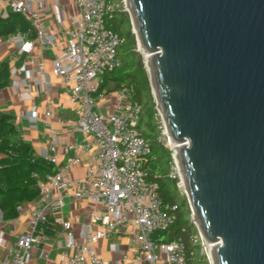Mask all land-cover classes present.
<instances>
[{
	"label": "built area",
	"instance_id": "obj_1",
	"mask_svg": "<svg viewBox=\"0 0 264 264\" xmlns=\"http://www.w3.org/2000/svg\"><path fill=\"white\" fill-rule=\"evenodd\" d=\"M73 3L78 16L72 18L71 25L64 26L65 10L58 0H0V18H6L10 12L20 13L34 31L31 38L22 31L0 36V45L13 48L7 60L10 80L7 86L13 89L22 84L30 90L31 84H36L46 92L51 89L43 64L31 54V49L35 45L50 49L55 43V36L44 21L45 16L52 15L65 41L54 54L51 73L69 86L74 104V117L65 122L66 128L91 137L85 143V149L91 150L85 172L74 176L73 168L81 164L77 143L61 140L50 129L49 153L44 158L54 165V171L42 176L35 174L39 194L18 204L15 217L5 219L0 209V264H26L31 249L50 237L58 240L63 264H106L92 246L117 232L126 233L131 243H138L133 257L136 262L190 264L195 251H187L182 236L160 242L150 239L154 231L167 228L175 220L177 204L163 200L156 183L146 179L143 159L151 146L139 130L141 105L131 97V85L121 84L113 90L115 99L110 110L103 112L98 108V101L108 93L99 90L102 75L121 65L117 51L123 38L106 24L118 3L113 0H73ZM23 56L17 66L15 62ZM44 114L49 117L52 112L46 108ZM60 152L70 153L63 163L58 161ZM166 174L177 178V186L181 182L172 152ZM67 196L94 203L88 211V220L80 224L78 236L72 233L71 222L61 215ZM25 212L28 214L25 227L17 230ZM53 221L59 223L58 230L52 226ZM188 240L192 245L199 244L200 249L205 242L197 228Z\"/></svg>",
	"mask_w": 264,
	"mask_h": 264
},
{
	"label": "water",
	"instance_id": "obj_2",
	"mask_svg": "<svg viewBox=\"0 0 264 264\" xmlns=\"http://www.w3.org/2000/svg\"><path fill=\"white\" fill-rule=\"evenodd\" d=\"M212 264H264V0H125Z\"/></svg>",
	"mask_w": 264,
	"mask_h": 264
},
{
	"label": "trees",
	"instance_id": "obj_3",
	"mask_svg": "<svg viewBox=\"0 0 264 264\" xmlns=\"http://www.w3.org/2000/svg\"><path fill=\"white\" fill-rule=\"evenodd\" d=\"M113 15L106 20V24L117 32L123 41L118 48L117 55L121 61L120 67L105 72L99 83V90L106 92L117 89L121 84L132 87L131 97L141 105L139 116V130L150 142L151 151L143 159L146 179L155 182L157 190L163 200L177 204L175 220L165 229L154 231L150 239L156 242L170 241L182 236L187 251L194 250L200 245L190 244L188 237L196 231V227L189 220L190 210L186 197L179 193L177 178L167 176L166 172L171 161V151L158 140L159 130L156 128L157 110L149 89V82L143 67L142 57L135 50L136 39L131 29L130 17L120 6L119 0ZM22 31L28 38L34 36L29 20L20 13L10 12L6 18H0V36ZM9 66L7 60H0V88L9 84ZM54 171V165L44 157L37 156L29 141L18 136L11 113L0 110V209L5 219L16 216V206L24 201L38 196L36 176ZM55 230L59 223L53 221ZM199 258L189 260L190 264H208L204 253Z\"/></svg>",
	"mask_w": 264,
	"mask_h": 264
},
{
	"label": "crops",
	"instance_id": "obj_4",
	"mask_svg": "<svg viewBox=\"0 0 264 264\" xmlns=\"http://www.w3.org/2000/svg\"><path fill=\"white\" fill-rule=\"evenodd\" d=\"M65 10L64 26L71 25L73 17L78 16V9L73 0H58ZM45 24L49 32L54 34L55 43L50 49H43L35 45L31 49L37 61H41L49 78L51 89L44 91L42 87L31 84V89L26 85H20L11 89L8 86L0 88V110L13 114L14 124L18 136L29 141L37 156L44 157L49 153L48 136L50 129L54 130L57 136L64 141L76 142L79 149L81 164L73 168L72 175L82 176L85 172L86 164L91 157V150L85 149V143L91 141L90 136L82 133L70 132L66 128L65 122L74 117V104L70 99V88L59 78L51 73V63L54 54L64 44L65 38L53 22V16L44 17ZM13 48L6 44L0 45V60H9ZM24 56L15 62L17 66L22 63ZM32 67V65H31ZM23 93H27L23 94ZM115 99V92L109 91L98 101V108L106 112L110 110ZM49 108L52 115L45 116V110ZM34 116V120H33ZM49 123V124H48ZM69 154L59 153L58 161L63 163ZM94 203L88 199H74L66 197L64 205L61 207V215L71 222V231L75 236L79 234L81 222L88 220V211ZM28 217L25 212L17 225V230L25 227ZM64 239L63 236L60 237ZM55 237H50L48 241L40 246L33 247L26 264L35 262L36 264H63L61 247ZM138 246L137 242L131 243L130 237L124 232L113 233L107 237L99 239L92 246L94 253L106 261V264H148L147 262L134 260V250ZM87 264H91L87 262Z\"/></svg>",
	"mask_w": 264,
	"mask_h": 264
},
{
	"label": "rangeland",
	"instance_id": "obj_5",
	"mask_svg": "<svg viewBox=\"0 0 264 264\" xmlns=\"http://www.w3.org/2000/svg\"><path fill=\"white\" fill-rule=\"evenodd\" d=\"M119 3H120V6L122 7L123 10L127 11V6H126V3H125V0H119ZM131 29H132V32L134 33V30L132 28V25H131ZM135 35V33H134ZM136 39V37H135ZM135 50L140 53L141 57H142V62H143V67H144V70L146 72V75L148 77V82H149V89H150V93L152 95V98H153V101L155 103V97H154V93H153V89H152V86H151V83L149 81V72L147 70V66H146V63H145V60H147V58L145 57L144 53L142 52V49L141 47H139L138 45V41L136 39V45H135ZM155 108H156V104H155ZM157 110V108H156ZM156 128L159 130V135H158V140L163 143L167 148L170 149V151L173 153L174 149L172 147V145L170 144V141L168 140V136H167V133H166V130H165V126H164V123L161 119V116L157 110V121H156ZM169 141V143H168ZM172 148H171V147ZM178 191L180 194L185 195V192H184V188L183 186H181V182L180 180L178 181ZM187 199V197H186ZM189 205V203H188ZM189 210H190V216H189V220L194 224V226L197 228L196 224L194 223V220H193V217H192V212H191V209H190V206H189ZM204 253L207 257V261H208V264H212L211 263V259H210V256H209V247L207 246V244L204 242V245L202 246V248L200 249V252L198 251V247H196L195 249V255H194V260H197L200 256H199V253Z\"/></svg>",
	"mask_w": 264,
	"mask_h": 264
},
{
	"label": "bare ground",
	"instance_id": "obj_6",
	"mask_svg": "<svg viewBox=\"0 0 264 264\" xmlns=\"http://www.w3.org/2000/svg\"><path fill=\"white\" fill-rule=\"evenodd\" d=\"M144 55H145V57L147 58V60H145V62L147 63L148 62V60H149V58H150V53H144ZM147 66V65H146ZM168 140L170 141V144L172 145V147H173V155H174V159L176 160V164H177V168H178V172H179V174H180V177H181V186H183V188H184V180H183V175H182V173H181V168H180V164H179V161H178V158H177V151H178V148L180 147V143H178V142H176V141H173L171 138H168ZM169 141H168V143H169ZM171 147V146H170ZM171 147V148H172ZM207 246L209 247V256H210V259H211V255H210V250H211V248H212V244L210 245V244H208L207 243Z\"/></svg>",
	"mask_w": 264,
	"mask_h": 264
}]
</instances>
